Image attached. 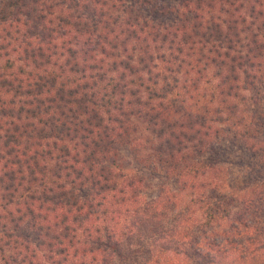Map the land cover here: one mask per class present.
<instances>
[{
  "label": "trees",
  "instance_id": "16d2710c",
  "mask_svg": "<svg viewBox=\"0 0 264 264\" xmlns=\"http://www.w3.org/2000/svg\"><path fill=\"white\" fill-rule=\"evenodd\" d=\"M148 240L264 264V0H0V264Z\"/></svg>",
  "mask_w": 264,
  "mask_h": 264
},
{
  "label": "rangeland",
  "instance_id": "374dc122",
  "mask_svg": "<svg viewBox=\"0 0 264 264\" xmlns=\"http://www.w3.org/2000/svg\"><path fill=\"white\" fill-rule=\"evenodd\" d=\"M238 175V173H236ZM152 189L148 190V193H146V196L150 197L156 194V187L152 186ZM147 244L148 248H152L153 255H146L142 257L139 264H171V257L166 251H161L158 248H156V244L152 240H148L145 242ZM172 256V255H171ZM151 257V258H150ZM150 260V261H149Z\"/></svg>",
  "mask_w": 264,
  "mask_h": 264
}]
</instances>
